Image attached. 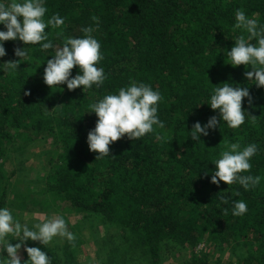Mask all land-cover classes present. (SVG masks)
<instances>
[{
  "label": "trees",
  "instance_id": "1",
  "mask_svg": "<svg viewBox=\"0 0 264 264\" xmlns=\"http://www.w3.org/2000/svg\"><path fill=\"white\" fill-rule=\"evenodd\" d=\"M45 6V20L54 14L64 18L61 28L45 29L56 48L67 37H82L81 29L95 27L91 18H99L93 35L104 59L97 66L107 78L100 88L86 92L69 91L66 85L50 89L43 74L55 48L25 45L28 56L20 59L14 50L23 48V42H4L0 64L18 62V68L0 65V207L7 206L11 178L21 173L16 166L7 174V147L17 137L30 146L36 135L46 134L58 149L49 157L47 188L41 193L98 218L107 228L116 227L119 234L112 241L124 236L129 253L121 264H163L165 254L195 248L202 240L238 251V264H264V88L245 79L251 66L233 68L226 54L236 38L247 37L234 27L235 11L242 9L264 25V0H45ZM76 74L74 66L72 77ZM132 82L160 92L158 116L165 127L140 140L122 137L110 145L109 157L96 160L86 143L97 120L87 113L90 105ZM225 82L248 87L252 98L251 104L242 101L249 116L238 129L228 128L218 110L202 104ZM212 116L220 127L201 136L200 143L193 141V124L203 125ZM236 142L258 146L250 173L244 174L262 179L248 191L239 184L210 183L212 161L226 144ZM237 191L240 195L233 196ZM221 193L246 202L247 213L233 216L230 205L219 204ZM101 244L104 252L105 238ZM122 252L112 248L108 263H118ZM46 255L52 264H64ZM208 257L192 255L183 264H208ZM27 259L25 252L22 264Z\"/></svg>",
  "mask_w": 264,
  "mask_h": 264
},
{
  "label": "clouds",
  "instance_id": "2",
  "mask_svg": "<svg viewBox=\"0 0 264 264\" xmlns=\"http://www.w3.org/2000/svg\"><path fill=\"white\" fill-rule=\"evenodd\" d=\"M48 9L45 0H9L8 3L0 0V58L6 55L4 42L19 40L23 42V48L14 50V55L20 59L28 56L25 45H39L42 51L54 49V55L47 61L44 68L43 82L50 89L57 85H66L69 91L80 88L82 92L100 88L106 74L102 67L97 65L104 59L100 41L93 35L99 28V18L93 16L95 27L88 26L81 29L82 37H67L63 45L56 48L46 28H61L64 18L58 14L45 20ZM235 28L242 29L247 37L239 36L234 40V46L227 51L228 63L233 68L244 65L251 66V71H245L244 77L248 81H254L257 88H264V25H259L257 20L249 18L245 11H235ZM255 39L256 43H250ZM10 70L16 71L18 62L5 64ZM77 67V74L72 77V70ZM29 95L28 92L24 93ZM251 96L248 87H240L233 83L225 82L213 88L212 94L206 103L213 111L218 110L220 120L225 122L230 129H238L245 123L246 110H242V101L247 100L251 104ZM161 94L150 85L140 82H132L128 86L119 88L115 93L104 95L101 99L90 105V111L97 117L95 127L87 134L86 143L89 151L96 153V160L110 156V145L127 137L128 140H140L146 134L153 133L156 129H163L164 122L158 116V104ZM255 119V118H254ZM216 116H212L201 125L199 121L192 126L189 136L193 141L200 143L201 136H208L210 130L218 126ZM258 152L255 143H249L243 147L239 142L228 143L219 157L212 163L215 170L210 177V183L220 186V182L226 185L239 184L245 191L257 187L262 177L251 175V159ZM207 175V173H205ZM240 193L234 192L233 196ZM219 204L230 205L233 216H243L248 211V206L243 200H232L230 197L218 194ZM227 211V208H225ZM9 236L19 237L16 243L7 242ZM55 237L65 238L68 242L75 241V235L69 231L65 219L62 216L49 218L43 222L35 223L32 227L22 224L7 207H0V264H22L19 256L21 245H25L24 251L28 259L23 264H52V258L46 255L38 247H27L26 241L39 242L48 245ZM7 253V257L2 254Z\"/></svg>",
  "mask_w": 264,
  "mask_h": 264
},
{
  "label": "rangeland",
  "instance_id": "3",
  "mask_svg": "<svg viewBox=\"0 0 264 264\" xmlns=\"http://www.w3.org/2000/svg\"><path fill=\"white\" fill-rule=\"evenodd\" d=\"M0 29H3L2 25ZM36 136L37 139L30 146L28 141L17 137L13 144L7 147L10 155L6 164L7 174L14 172L16 166L20 168L21 173L11 178L6 207L22 224L29 227L46 219L62 216L76 239L70 243L65 238L55 237L46 246L39 242L26 241V246L38 247L64 264H111L108 263L111 262L108 255L112 248L118 247L124 252L119 255L118 263L113 264L123 263L122 260L128 258L129 253L123 245L124 236L112 241L113 236L119 234L116 227L107 228L98 218L76 213L56 197L41 193L47 188V180L44 177L50 171L49 157L53 155V151H57L58 146L46 134ZM26 156H29L28 159ZM31 200L38 203L31 205ZM104 238L107 241V249L102 252L101 240ZM11 241L16 243L19 237L9 236L7 242ZM24 247L25 245H21L19 249L20 258L25 253ZM2 248L3 244L0 243V250ZM204 253L209 256L208 264H238L239 261L238 251H232L230 246H222L217 242L212 244L207 240L200 241L197 247L192 249L178 248L172 255L165 254L162 260L163 264H183L192 255ZM2 254L7 257L6 252ZM133 258L136 259V256Z\"/></svg>",
  "mask_w": 264,
  "mask_h": 264
}]
</instances>
